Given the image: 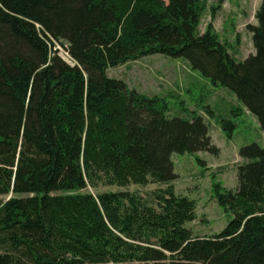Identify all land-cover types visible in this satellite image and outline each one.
Returning a JSON list of instances; mask_svg holds the SVG:
<instances>
[{
	"label": "trees",
	"instance_id": "obj_1",
	"mask_svg": "<svg viewBox=\"0 0 264 264\" xmlns=\"http://www.w3.org/2000/svg\"><path fill=\"white\" fill-rule=\"evenodd\" d=\"M218 7L200 33L206 0H0V264H264V143L239 148L236 191L212 182L233 214L223 230L194 235L195 201L175 194L171 156L218 154L209 123L169 116L166 98L107 74L146 55L181 59L264 132V0L242 61L213 28ZM219 127L231 139L235 123ZM100 182L165 188L153 205L86 191Z\"/></svg>",
	"mask_w": 264,
	"mask_h": 264
},
{
	"label": "rangeland",
	"instance_id": "obj_2",
	"mask_svg": "<svg viewBox=\"0 0 264 264\" xmlns=\"http://www.w3.org/2000/svg\"><path fill=\"white\" fill-rule=\"evenodd\" d=\"M206 1L207 9L202 14L199 32L202 33L210 21L209 7L219 5L211 22L220 39L229 45L230 54L238 61L254 54L247 25L256 24L255 12L260 0ZM54 49L62 59H66L61 45L56 44ZM107 74L111 78L123 79L130 88L139 93L166 98L169 116L189 119L194 115L193 111H196L209 123V134L212 144L219 149L218 154L173 153L171 160L177 178L172 185L175 194L188 196L195 201V219L185 223L194 235L208 236L223 230L233 214L216 202L212 182H220L226 190L236 191L237 166L245 162L238 155L239 148L252 142L260 146L264 143V132L256 117L244 108L230 90L220 85H212L181 59L161 54L146 55L136 61L110 68ZM178 101H184V104L181 105ZM204 108H209L213 116H208L203 111ZM221 119L235 123L231 139H227L222 133L219 127ZM198 159L204 165L199 164ZM160 188H165V185L151 183L118 187L100 182L96 187H88L86 191L96 194L127 190L155 205V193Z\"/></svg>",
	"mask_w": 264,
	"mask_h": 264
},
{
	"label": "built area",
	"instance_id": "obj_3",
	"mask_svg": "<svg viewBox=\"0 0 264 264\" xmlns=\"http://www.w3.org/2000/svg\"><path fill=\"white\" fill-rule=\"evenodd\" d=\"M65 61L69 64H72V60L70 59V57L68 56V54L66 53V59Z\"/></svg>",
	"mask_w": 264,
	"mask_h": 264
}]
</instances>
